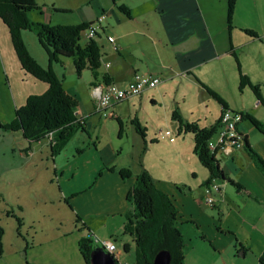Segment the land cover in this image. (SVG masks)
<instances>
[{
	"label": "rangeland",
	"instance_id": "374dc122",
	"mask_svg": "<svg viewBox=\"0 0 264 264\" xmlns=\"http://www.w3.org/2000/svg\"><path fill=\"white\" fill-rule=\"evenodd\" d=\"M113 1L122 2V0H33L39 9L31 10L27 13V17L31 22L49 26L79 25L85 23L84 15L92 19V16H100L101 11L105 14L111 11L107 17L105 15L95 17L93 21L100 26V30L92 38L100 48V67L97 70L100 79L104 70L102 58L106 55L103 52L106 51L108 44L112 43L110 33H113L115 38L117 37L116 45L111 48L113 50L114 46L117 48L119 42L123 47L129 45L133 50L135 49L133 57H135L137 46L143 42L142 32L150 37L147 38L150 45H152L151 41L157 40L151 28L149 31V27H146L148 24L158 27L160 16L152 13L154 8L160 9L157 0L127 2L131 10V20L123 22L118 19L119 9L113 6ZM198 2L203 11L201 13L203 21L209 26L213 39L217 38L218 33L216 32L219 30L221 32L219 34L220 44L223 43L224 47L229 48L230 40L233 44L234 55L225 56L222 60L215 59L207 62L203 67L193 69V74H198L206 86L213 88L212 90L229 107L237 112L244 110L264 124V94L259 92V97H256L248 86L240 87L239 85L240 75L245 76L253 86L264 83V0H234L230 24L228 23L227 0H197V4ZM123 4L127 6L124 2ZM226 28L230 29V36ZM104 30L106 32L103 33ZM242 30L252 32L254 37ZM22 37L29 55L39 65L46 68L48 59L36 35L23 31ZM85 39L87 37L82 34L81 43ZM215 43L218 45L217 41ZM138 49H141V45ZM152 57L151 55L149 59ZM59 60L52 62L51 68L57 79L61 81L62 88L67 92L76 93L78 107L85 106L91 109L94 100L91 95L90 72L85 68L81 75L77 76L70 58ZM105 60L110 61L111 57L107 54ZM159 89L160 92L155 95V105L148 103L140 107L143 110L137 107L135 115L129 112V119L126 117L116 119L112 115L104 118L100 113H96L89 118L92 125L87 129L88 132L77 130L59 149L62 151L59 158L55 160L54 164L57 165L68 164L73 160L72 158L76 159L77 154L83 152L84 148L92 151L90 153L92 160L93 155L98 154L102 159V164H106L101 166L94 175L91 183L94 189L81 196L82 200L77 198L76 206L79 211L105 212L107 209L105 205L111 202L110 210L107 211H110L108 217H113L115 215H111V212L118 209L116 207L131 206L126 201V194L135 176L140 173L137 161L140 152L137 150L141 149L143 143L141 137L145 136L144 134L141 137L138 136L137 127L140 130L145 128L147 137L154 138L157 142L150 148L148 138L146 140L148 149L143 159H145L147 170H144L147 173L149 170L150 176L169 179L174 175L180 182L182 180L188 182L191 180L189 173L191 171H194L196 175L195 181L200 180L201 175L207 173L192 153V135L181 133L176 136V131L172 136L165 138L162 134L169 129L177 130V122L171 119L174 112L179 114L184 122L186 121L184 118H188L191 123L199 121V124L203 125L204 118L212 122L217 117L221 106L208 95L203 96L204 104L201 105L192 86L184 85L182 89L174 88L178 94L175 96L171 94L172 90L164 91L160 86ZM45 91L44 83L22 72L12 48L8 30L0 20V123H10L15 116V111L24 105L29 96H38ZM183 96L184 99H182ZM135 97L137 96L130 97L128 100L134 99L135 101ZM174 97H179L178 101L175 100L177 106L173 103ZM261 101L262 103L257 107V102ZM125 104L127 102L118 109V115L120 110L122 114H128V111L123 108ZM204 105L208 107V114L203 110ZM176 107L178 109H175ZM239 126L240 129H244V126L245 129L252 128L247 120L241 121ZM159 129H162L161 133L156 132ZM21 138L18 132L11 133L0 129L2 258H8L16 264H26L29 252L31 251L30 255H32L37 251L39 243L46 240L44 236L55 233V229H58L61 222L66 224L69 218L75 216L68 211L64 203L66 199L58 192L54 175L55 165L52 161L53 150L50 151L47 139L43 138L40 142L33 143L34 158L25 161L24 153L18 146ZM212 140H215V136ZM84 160H89V155H85ZM120 172L128 174L127 178H122L123 182L119 180ZM195 181L191 180V182ZM216 195V191L208 196L204 192L205 200L206 197H210L216 202ZM203 204L210 206L206 201ZM115 217L116 221L119 220L117 216ZM16 221H19V225ZM121 230L122 236L125 237L126 231ZM26 242L28 247L24 251Z\"/></svg>",
	"mask_w": 264,
	"mask_h": 264
},
{
	"label": "crops",
	"instance_id": "0c3cea01",
	"mask_svg": "<svg viewBox=\"0 0 264 264\" xmlns=\"http://www.w3.org/2000/svg\"><path fill=\"white\" fill-rule=\"evenodd\" d=\"M131 1L134 0H122L121 3L120 1L116 3L113 1V6L118 9L122 7L127 11L126 14L120 9L118 10L120 22L131 20V10H129L130 8L127 4V2ZM157 1L160 9L154 8L152 13L154 15L157 13L160 16L158 27L152 24L146 25V27H149V31L151 28L152 32H154L157 40L151 41L152 45H150L147 39L150 37L147 34H142V32L143 42L137 46L135 57H133L135 49L133 50L129 45H124L123 47L119 42L117 43V48L114 46L115 51L111 48L116 45V37L105 48L106 51L103 52L106 55L102 58L104 70L100 79L97 77L96 80L92 79L90 82L92 91L93 88L102 85L103 77L107 78L110 83L117 84L120 87H125L131 82L136 73H148L160 79V82L154 88L147 89L141 95L135 97V101L134 99H126L124 102L114 104L110 108V114L116 119L123 117L129 119V112L135 115L137 107L140 108L148 103L155 105V95L160 92L159 86L164 91L172 90L171 94L173 96L178 95L175 90L176 87L182 89L184 85L192 86L197 94L199 103L201 102V105L204 104L203 96H209L207 90L214 92L213 88L206 86L199 75H194L192 70L203 67L207 62L215 59L222 60L225 56L234 55L232 51L233 44L230 40L229 48L224 47L223 43L220 44L219 34L221 32L219 30L216 32L218 33L216 34L217 38L213 39L209 26L203 21V14L201 15L203 11L199 2L197 4V0ZM123 2L127 6H124ZM110 14L111 11L106 14L101 11L100 16L105 15L107 17ZM95 17L92 16V19H90L88 15H84L85 23H92L97 18ZM226 29L230 36V29ZM111 36H114V34L110 33ZM215 41H217L219 46ZM140 45L141 49H138ZM107 54L111 57L110 61L105 60ZM151 55L153 57L149 59ZM258 85L262 87L264 83ZM67 93L76 99V93L69 91ZM261 93L264 94V92ZM178 98L174 97L172 99L176 106L178 104L175 100L178 101ZM182 99H184V96ZM125 102L127 104L123 108L128 111V114H122L120 110L118 115V109ZM260 103L262 101L257 102V107ZM224 104L227 109L236 111L229 107L227 103ZM175 109H178V107ZM140 110H143V108H140ZM203 110L205 113H209L206 105H204ZM238 112L247 114L244 110H239ZM96 113L93 103L91 109L85 106H77L75 115L77 119H83L85 132L92 125L89 122V118ZM221 113L222 107L212 122H208L204 118L203 125H200L199 121L196 124L200 128H209L219 121ZM184 119L186 120L185 122L191 123L188 118ZM245 120L243 118L241 121ZM256 121L259 122L258 120ZM259 123L261 124V122ZM151 127L154 130L153 126ZM237 130L245 137L244 145L228 153L219 152L215 155V158L223 175L233 183L243 187L250 194L249 198L244 194L237 193L234 187L228 185V183L217 181L220 185L219 191H216L217 200L216 202L213 201L212 205L207 206L203 202L206 201L204 196L206 186L204 183L209 176L208 172L205 175L202 174L200 180L197 181H195L196 175L194 171L189 172L191 180L195 182H191V180L188 182L182 180L180 182L174 175L169 179L157 178L151 175L155 186L167 194L176 207L178 222L176 226L185 244L183 264H258V259L264 252V171L247 149L248 146L264 162V137L253 126L247 129L244 126V129H240L238 124ZM142 131L145 136L141 137L138 135L143 140V143L141 149L137 150L140 152L137 158L140 172L144 169L147 170L143 155L148 149V143H146L148 137L146 129L142 128ZM161 131L162 129L156 130L157 133H161ZM176 131L169 129L162 135L165 138L170 137ZM216 134L214 135L215 139ZM176 136H179L177 132ZM45 139H47L48 146H50L49 139ZM148 141L151 145L149 146L150 148L157 144L154 138H148ZM18 146L23 153L29 148L30 153H24L25 161H30L34 158L35 152L32 150V145L28 147V143L21 138ZM61 151L52 152L53 164L61 155ZM39 153L41 154V151ZM90 153H92L91 150L84 148L83 152H79L76 159L72 158L73 160L68 164H54V175L58 192L61 197L66 199L64 203L68 211L75 216L74 218H69L70 223L67 221L68 223L63 224L61 222L58 229H55V233L44 236L46 240L43 243H39L37 251L32 255H30L31 251L29 252L27 258L29 262L26 260V264H86L78 249V241L85 237L112 242L115 245V250L112 253L116 264H137L136 249L132 236L126 233L124 237L122 236L123 233H121V229H124L133 216V207L130 203L128 204L131 206L128 205L127 208L113 205L118 209L111 210V215L117 216L119 218L117 221L115 216L108 217L110 211L107 210H110L111 202L105 205L107 209L101 213L95 212V210L82 212L77 209V198L82 200L81 196L94 189V186L91 185L94 175L101 166L106 165L102 164V159L98 154L93 155L92 160ZM85 155H89V160H84ZM198 164L200 163L198 162ZM149 173L151 172L148 170ZM108 174L111 175L110 173ZM120 177V182H123L122 177ZM119 208L122 209L120 210ZM27 247L28 244L26 242L24 251H26ZM239 249H244V254L240 251L238 253ZM0 264L16 263L8 258L3 259L1 256Z\"/></svg>",
	"mask_w": 264,
	"mask_h": 264
},
{
	"label": "trees",
	"instance_id": "16d2710c",
	"mask_svg": "<svg viewBox=\"0 0 264 264\" xmlns=\"http://www.w3.org/2000/svg\"><path fill=\"white\" fill-rule=\"evenodd\" d=\"M233 7L234 0H227L228 23ZM38 9L33 0H0V20L8 30L12 48L22 72L46 86L43 94L29 96L25 100L24 105L15 111V116L10 123H0V129L11 133L18 132L28 143V147L40 142L43 138H48L51 151L56 153L77 130L84 131V129L83 123H79L81 119H77L75 115L77 100L62 88L61 81L54 74L51 64L60 61V58H70L77 76H80L86 68L92 79L96 80L97 70L100 67V48L92 38H87L81 43V35L85 33L90 23L49 26L29 21L27 13ZM119 9L127 14L122 7ZM23 31L36 35L48 59L46 68L29 55L23 42ZM242 31L254 37L252 32ZM102 79V85L110 83L107 78ZM239 85L240 87L248 86L256 97H259V92H264V85L253 86L242 75H240ZM207 93L222 107V111L227 109L217 94L209 90ZM239 113L242 119L248 120L264 137V124H260L249 114ZM171 117L178 124V134L192 135L193 153L209 174L204 183L205 186L213 180L226 182L234 187L237 193L249 198L250 194L243 187L223 175L215 155L207 147L208 141L217 132L219 121L209 128H200L196 123L184 122L176 112ZM137 131L140 136H143L139 127ZM242 138L244 145L245 137L242 135ZM247 149L264 171L263 160L248 146ZM26 152L30 153L29 148L24 151L25 154ZM120 176L127 178L128 174L120 172ZM126 201L133 207V216L124 230L133 238L137 264H152L154 256L160 250H167L170 253V264H183L185 244L176 226L178 223L176 207L170 197L155 186L145 170L135 177L134 183L126 194ZM16 222L19 225V221ZM2 236L3 230L0 228V257L2 256ZM95 247L90 237L81 238L78 241V249L86 264H89L90 254ZM239 251L243 254L245 252L244 249H239L238 253ZM258 264H264V252L259 257Z\"/></svg>",
	"mask_w": 264,
	"mask_h": 264
},
{
	"label": "built area",
	"instance_id": "2783aa9c",
	"mask_svg": "<svg viewBox=\"0 0 264 264\" xmlns=\"http://www.w3.org/2000/svg\"><path fill=\"white\" fill-rule=\"evenodd\" d=\"M100 17H103L101 15ZM100 30L97 22H92L85 31L87 38H93ZM115 37L111 36L110 41H114ZM160 79L157 76L150 74H134L133 79L125 87H120L114 83H108L93 88L91 93L94 100V107L97 113L104 118L111 117L109 109L120 101H124L130 97L139 96L147 89L154 88ZM242 120L239 112L225 109L222 111L219 118V128L217 130L216 139H210L207 147L210 152L216 155L219 152L228 153L233 149H238L243 146L242 134L237 130V125ZM79 123H83L82 119ZM29 154L28 152H26ZM220 186L213 180L208 186L205 187L204 192L208 196L213 191H219ZM206 202L209 205L213 204L210 197H206ZM93 244L99 248L105 249L107 252L112 253L115 250V245L107 240L98 238L92 239Z\"/></svg>",
	"mask_w": 264,
	"mask_h": 264
},
{
	"label": "water",
	"instance_id": "95a60500",
	"mask_svg": "<svg viewBox=\"0 0 264 264\" xmlns=\"http://www.w3.org/2000/svg\"><path fill=\"white\" fill-rule=\"evenodd\" d=\"M171 256L167 250H160L152 264H170ZM90 264H116L114 257L102 248L95 247L90 254Z\"/></svg>",
	"mask_w": 264,
	"mask_h": 264
},
{
	"label": "clouds",
	"instance_id": "9594fccd",
	"mask_svg": "<svg viewBox=\"0 0 264 264\" xmlns=\"http://www.w3.org/2000/svg\"><path fill=\"white\" fill-rule=\"evenodd\" d=\"M97 247V246H96ZM99 248V247H98ZM105 250V249H104ZM106 251V250H105ZM107 252V251H106ZM109 253V252H108ZM109 254H111L113 257H114V255H113V253H109Z\"/></svg>",
	"mask_w": 264,
	"mask_h": 264
}]
</instances>
